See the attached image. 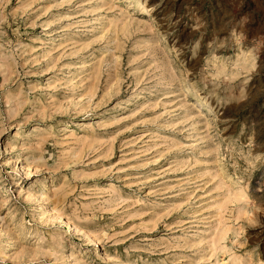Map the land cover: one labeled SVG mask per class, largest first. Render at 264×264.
<instances>
[{
    "label": "rangeland",
    "instance_id": "1",
    "mask_svg": "<svg viewBox=\"0 0 264 264\" xmlns=\"http://www.w3.org/2000/svg\"><path fill=\"white\" fill-rule=\"evenodd\" d=\"M0 264H264V0H0Z\"/></svg>",
    "mask_w": 264,
    "mask_h": 264
}]
</instances>
